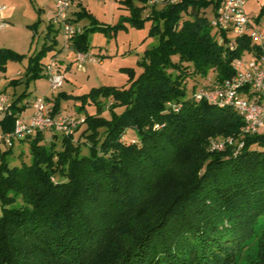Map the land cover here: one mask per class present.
I'll list each match as a JSON object with an SVG mask.
<instances>
[{"label":"trees","instance_id":"obj_1","mask_svg":"<svg viewBox=\"0 0 264 264\" xmlns=\"http://www.w3.org/2000/svg\"><path fill=\"white\" fill-rule=\"evenodd\" d=\"M133 1L120 0L131 10L129 21L140 25L139 12L150 8L158 45L146 51L143 72L127 88L90 94L95 113L63 135L60 150L45 145L48 131L35 132L18 138L28 143L30 162L9 166L5 156L17 138L7 145L5 136L29 117H21L29 104H21L26 92L8 101L0 118L8 146L0 153V264H234L264 215V134H243L230 105L186 96L187 79L211 73L213 82L204 87L211 88L234 75L232 63L245 52L263 49L249 35L230 42L217 31L221 43L211 37L204 10L214 12L219 0H178L159 11L147 0L139 8ZM261 14L264 6L255 23ZM76 15L78 21L86 12ZM58 31L49 22L44 49L54 47ZM68 48L87 55L86 32ZM43 53L28 58L31 80L46 77ZM23 57L0 48V69ZM47 100L55 119L58 98ZM128 130L136 141L124 139ZM218 137L233 144L212 149L208 141ZM259 258L264 263V251Z\"/></svg>","mask_w":264,"mask_h":264},{"label":"rangeland","instance_id":"obj_2","mask_svg":"<svg viewBox=\"0 0 264 264\" xmlns=\"http://www.w3.org/2000/svg\"><path fill=\"white\" fill-rule=\"evenodd\" d=\"M142 5L139 0L133 1L134 7L139 8ZM0 6L5 7L3 21L6 24L4 29H0V48H7L24 56L22 61H7L5 69H0V92H3L10 102L21 97L24 92L27 93V96L21 97V104H29L23 111L22 118L32 114L31 103L38 97H47L51 101L58 98L60 112L55 118L56 121L60 117L73 119L76 123L85 113H95V105L90 94L101 87L127 88L131 78L134 80L143 72L146 51L158 45V36L150 35L151 21L147 19L151 12L150 8L141 9L139 12L138 19L142 21L139 25L129 21L132 18L131 10L120 0H77L68 9L67 18L73 26L79 27L82 33L86 32L89 45L87 57L95 59L96 62L86 61L76 66L73 51L64 48L63 36L58 26H54L55 29H59L54 47L44 49L51 40L47 36V26L54 13L52 0H0ZM154 6L155 10L159 11L165 4L158 2ZM263 6L264 0H251L245 7V13L250 18L252 30L263 39L260 45L264 51V14L260 15L257 23L254 22ZM81 8L85 10L86 16H81L76 21V13ZM204 17L209 22L213 20L214 13L211 7L204 10ZM210 35L221 43L222 37L216 29L211 28ZM227 38L234 42L235 37L231 32L227 33ZM42 50L44 53L41 55V63L55 61L64 77L61 86L56 90H52L51 83L46 77L31 80L26 75L28 58L35 57ZM247 54L245 52L243 56L247 57ZM212 80L211 73L205 78L197 76L194 79H187L186 96L190 97L196 91L211 85ZM12 81H17V84L13 85ZM99 100L104 105L109 103V100ZM82 102L86 104L85 109L78 111ZM122 110L116 108L114 112L120 114ZM102 117L109 119V110L104 109ZM258 134H264V128L259 129ZM63 135V132L53 128L45 133L44 143L48 145L54 142L57 150H60V139ZM78 135L79 132L74 134L75 139L83 142ZM124 139L128 142L136 141V133L128 130ZM227 140L229 139L218 137L209 139L208 142L223 143ZM7 149L8 146L1 141L0 132V153ZM82 151L86 153V148L82 147ZM30 160L28 143L15 139L11 152L5 156V161L12 167L19 166L21 162L27 164ZM263 239L264 215L257 220L252 235L237 251L234 264H264L259 258L261 251H264L261 246Z\"/></svg>","mask_w":264,"mask_h":264},{"label":"built area","instance_id":"obj_3","mask_svg":"<svg viewBox=\"0 0 264 264\" xmlns=\"http://www.w3.org/2000/svg\"><path fill=\"white\" fill-rule=\"evenodd\" d=\"M54 13L50 17V23L58 26L63 36L64 48H68L72 39L81 33L79 27L73 26L67 21V11L77 0H52ZM148 4L154 5L175 3L178 0H147ZM251 0H219L218 6L211 21V27L224 34L231 32L234 36L249 35L252 42L261 47L263 39L253 31L250 18L245 13V7ZM5 7L0 6V13ZM6 27L0 17V29ZM262 48V47H261ZM264 52V51H263ZM86 61L95 63L96 60L87 55L76 53L74 62L79 66ZM234 75L221 84L211 88H203L194 93L196 100H204L209 103H221L230 105L242 118V133L252 135L264 128V53L257 55L248 53L247 57L241 56L232 63ZM44 75L51 83L52 90L58 89L64 77L61 75L59 66L55 61L49 62L44 69ZM253 94V95H251ZM9 102L5 94L0 93V118L8 113ZM33 113L27 119L15 121L12 133L5 136V143L10 145L15 138H24L35 132L56 131L65 135L72 133L77 124L83 122L79 119L76 123L73 119L51 118L52 103L47 98H35L31 103ZM224 143L233 144L231 140L223 143H211L212 149L222 150Z\"/></svg>","mask_w":264,"mask_h":264},{"label":"crops","instance_id":"obj_4","mask_svg":"<svg viewBox=\"0 0 264 264\" xmlns=\"http://www.w3.org/2000/svg\"><path fill=\"white\" fill-rule=\"evenodd\" d=\"M3 7H4V6H3ZM4 12H5V9L0 13V17H1L2 20H4V19H3V14H4ZM32 113H33V110H32ZM28 116H30V115H28ZM28 116H27V117H28Z\"/></svg>","mask_w":264,"mask_h":264}]
</instances>
